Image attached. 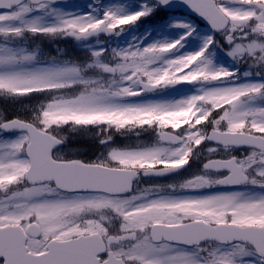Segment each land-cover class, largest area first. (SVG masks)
<instances>
[{"label":"snow or ice","instance_id":"snow-or-ice-1","mask_svg":"<svg viewBox=\"0 0 264 264\" xmlns=\"http://www.w3.org/2000/svg\"><path fill=\"white\" fill-rule=\"evenodd\" d=\"M184 2L226 47L108 43L170 0H0V264H264V0Z\"/></svg>","mask_w":264,"mask_h":264},{"label":"rangeland","instance_id":"rangeland-1","mask_svg":"<svg viewBox=\"0 0 264 264\" xmlns=\"http://www.w3.org/2000/svg\"><path fill=\"white\" fill-rule=\"evenodd\" d=\"M89 2V1H88ZM77 3L75 1H64L63 6L70 9L79 8L81 10L86 9L87 3ZM103 3H108L110 0H102ZM112 2H116V0H112ZM119 3H122L125 5L127 10L129 11H135L139 8L141 0H118ZM175 21H184L186 23H189L193 26V23L191 22L190 18H187L185 16H181L176 13H167L163 12L160 7H157L155 11L147 16L142 17L140 20H138L133 25L126 26V30L119 36V37H113L108 40L109 44H127L129 42H133L134 40H143V43H151L156 40H175L178 39L180 36L184 34L186 29L182 27H176L174 26ZM195 31L189 35V37H186L183 41V47L179 49V53L183 52H191L198 50L203 43V40L206 36H208V32H206L203 29H196L194 27ZM101 39H105L104 37H101ZM66 39L65 38H59L51 41L49 44L42 41V48L46 53H50L55 55L58 50H63L65 53H67L69 56H72V53L70 52V47H66L62 45ZM75 46L78 47L80 52V58L83 59L86 55L84 54V49L81 45L74 42ZM194 45V46H193ZM64 46V47H63ZM68 48V49H66ZM225 58L227 60H221L219 58L214 57V60L217 64H222L226 67L232 68V67H239L240 71H246L247 69H242L243 65H236L226 54L225 50H221ZM214 55V54H213ZM246 65H244L245 67ZM187 88L191 90L190 92L185 91ZM196 86L193 84H181L177 85L174 88L166 89L163 92H159L155 94L158 98H172V97H179L181 95H188L195 91ZM3 105V102L0 101V106ZM147 135V134H145ZM123 140V138H121ZM83 142H87V138H83ZM84 145H89L84 144ZM81 145L82 148L85 146ZM90 146V145H89ZM198 165H193L192 167H197ZM191 168H186L184 171L180 173V175H187L190 174ZM175 178L174 176L170 177Z\"/></svg>","mask_w":264,"mask_h":264},{"label":"water","instance_id":"water-1","mask_svg":"<svg viewBox=\"0 0 264 264\" xmlns=\"http://www.w3.org/2000/svg\"><path fill=\"white\" fill-rule=\"evenodd\" d=\"M166 10H172L176 11L178 9H182L183 11H186L188 13L197 15L205 24L209 25V23L200 15H198L194 10H192L185 2L184 0H170V3L168 5L162 6ZM210 26V25H209ZM211 27V26H210Z\"/></svg>","mask_w":264,"mask_h":264},{"label":"trees","instance_id":"trees-1","mask_svg":"<svg viewBox=\"0 0 264 264\" xmlns=\"http://www.w3.org/2000/svg\"><path fill=\"white\" fill-rule=\"evenodd\" d=\"M11 107V106H10Z\"/></svg>","mask_w":264,"mask_h":264}]
</instances>
